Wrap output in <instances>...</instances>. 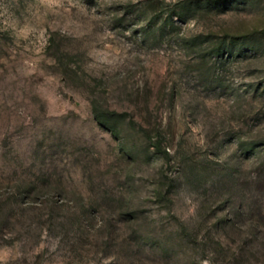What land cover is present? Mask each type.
<instances>
[{
    "label": "rangeland",
    "instance_id": "1",
    "mask_svg": "<svg viewBox=\"0 0 264 264\" xmlns=\"http://www.w3.org/2000/svg\"><path fill=\"white\" fill-rule=\"evenodd\" d=\"M0 264H264V0H0Z\"/></svg>",
    "mask_w": 264,
    "mask_h": 264
}]
</instances>
